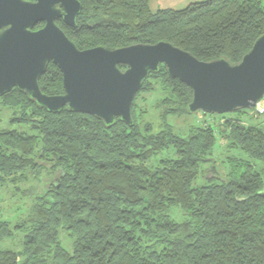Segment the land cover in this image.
I'll list each match as a JSON object with an SVG mask.
<instances>
[{"label":"trees","instance_id":"1","mask_svg":"<svg viewBox=\"0 0 264 264\" xmlns=\"http://www.w3.org/2000/svg\"><path fill=\"white\" fill-rule=\"evenodd\" d=\"M79 1L75 26L56 23L80 49L168 41L203 61L235 63L264 32V0H194L155 11L150 0ZM38 82L45 94L63 92L53 62ZM156 94L154 127L143 116ZM191 98L163 63L135 94L132 125L116 117L107 126L65 107L51 112L15 87L0 96L19 109L11 121L34 131L0 130V189L19 195L0 207V264H264L263 110L236 109L249 121L202 111L203 124L182 134L171 118L190 114ZM219 140L239 153L218 169ZM175 207L180 220L170 215Z\"/></svg>","mask_w":264,"mask_h":264},{"label":"water","instance_id":"2","mask_svg":"<svg viewBox=\"0 0 264 264\" xmlns=\"http://www.w3.org/2000/svg\"><path fill=\"white\" fill-rule=\"evenodd\" d=\"M80 11L79 0H0V96L15 87L51 112L65 107L107 126L116 117L132 125V100L163 63L191 88V113L254 108L264 97V32L235 63L203 61L168 41L80 49L56 23L61 18L75 26ZM39 22L43 26L35 29ZM49 62L61 71L62 93L48 95L39 87Z\"/></svg>","mask_w":264,"mask_h":264},{"label":"rangeland","instance_id":"3","mask_svg":"<svg viewBox=\"0 0 264 264\" xmlns=\"http://www.w3.org/2000/svg\"><path fill=\"white\" fill-rule=\"evenodd\" d=\"M191 1H194V0H150V7L153 11H155L157 8L181 7V6H184L185 4H187ZM157 96H158V94L153 95V97L152 96L150 97L149 105H147L149 108L148 114L143 116V119L150 121L154 125V127H157L158 121H157V116L155 114V111L153 109L152 104H153L154 98H156ZM257 107H259L263 110L261 112V114L258 115L257 120H264V97L259 101ZM195 113H190V114H187V115L182 116V117L171 118V122L174 125L173 129L179 133L184 134V133H186L185 131L187 130V127L189 125L194 124L196 122L199 125H202L203 119H204L202 111H198ZM16 114H19L18 108H14L12 106H8V105L2 104L0 102V130L1 129L15 128V129L20 130V131H24V132H28V133H34V131L31 129V127L29 125L24 124V123H18V122L11 121V119ZM218 114L223 115L225 117L240 116L241 118H243L246 121L250 120V117L247 115V113L237 112V110L226 111V112H222V113H218ZM218 144H219V147H218V150L216 151L217 153L214 156V158L218 164V169H219V166H223L224 160L226 157L231 156V155H236L239 152L235 151L234 149L224 147L222 145L223 143L220 142V140H219ZM259 168H260V166H259ZM261 172H262V170H261ZM262 175L264 177V172H262ZM202 182H203V180L201 178H199L196 183H197V185H200ZM27 185H28V183H26V184L21 183L20 187L25 188V187H28ZM18 197H19V195L14 194L11 187L0 189V207L3 210H6V208L9 207L10 204ZM20 201L22 202V200H20ZM18 209L21 210L22 207L18 208ZM176 209H178V208L175 207L174 209H172L170 215L174 219L180 220L182 217L181 212H178V214H175L174 212ZM6 213H9L10 215H12V218H14V216L16 214H18L19 211L15 210V208L11 207V212H6ZM19 235H21V234H19ZM66 235L67 234L65 233V231H60V239H61L63 246L67 250H71V241H70V239L67 238ZM20 246H21L20 236L15 241L10 242V244H9V247H11L14 250H18L20 248Z\"/></svg>","mask_w":264,"mask_h":264},{"label":"built area","instance_id":"4","mask_svg":"<svg viewBox=\"0 0 264 264\" xmlns=\"http://www.w3.org/2000/svg\"><path fill=\"white\" fill-rule=\"evenodd\" d=\"M258 103H259V102H258ZM258 103L256 104V106H255L254 108H251V109L256 110V111H260L261 108L257 107V106H258Z\"/></svg>","mask_w":264,"mask_h":264},{"label":"flooded vegetation","instance_id":"5","mask_svg":"<svg viewBox=\"0 0 264 264\" xmlns=\"http://www.w3.org/2000/svg\"><path fill=\"white\" fill-rule=\"evenodd\" d=\"M14 88V87H13Z\"/></svg>","mask_w":264,"mask_h":264}]
</instances>
